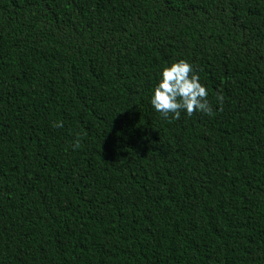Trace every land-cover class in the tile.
I'll return each instance as SVG.
<instances>
[{
    "label": "trees",
    "instance_id": "obj_1",
    "mask_svg": "<svg viewBox=\"0 0 264 264\" xmlns=\"http://www.w3.org/2000/svg\"><path fill=\"white\" fill-rule=\"evenodd\" d=\"M0 264H264V0H0Z\"/></svg>",
    "mask_w": 264,
    "mask_h": 264
},
{
    "label": "clouds",
    "instance_id": "obj_2",
    "mask_svg": "<svg viewBox=\"0 0 264 264\" xmlns=\"http://www.w3.org/2000/svg\"><path fill=\"white\" fill-rule=\"evenodd\" d=\"M160 76L150 102L164 119L169 122H172L173 119L179 120L182 110L186 111L188 116H192L196 112L214 114L208 101V90L200 82L199 75L188 60L180 59L165 66ZM216 98L220 104V110H223L224 96L217 93ZM53 126L63 127V122H56ZM82 139L80 133H77L72 145L74 150L83 146Z\"/></svg>",
    "mask_w": 264,
    "mask_h": 264
}]
</instances>
